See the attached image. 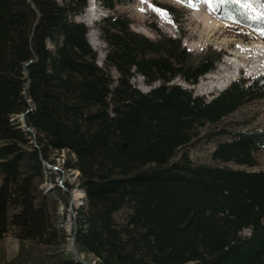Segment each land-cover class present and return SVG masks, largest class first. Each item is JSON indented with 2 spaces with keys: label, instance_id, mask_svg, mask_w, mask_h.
Returning a JSON list of instances; mask_svg holds the SVG:
<instances>
[{
  "label": "trees",
  "instance_id": "trees-1",
  "mask_svg": "<svg viewBox=\"0 0 264 264\" xmlns=\"http://www.w3.org/2000/svg\"><path fill=\"white\" fill-rule=\"evenodd\" d=\"M101 1L111 11L132 2ZM157 4L183 21L177 7ZM87 5L0 0V239L14 229L20 241L66 243L54 220L61 195L40 185L52 152L68 151L74 159L65 165L78 172L85 197L73 241L96 264H264V169L228 165L256 166L264 129H223L229 137L214 149V164L183 150L201 127L264 98V73L241 75L210 99L195 94L175 79L197 84L222 52L189 51L179 25L176 37L155 27L151 39L114 12L96 23L107 48L99 64L89 27L76 20ZM216 10L264 27L238 5ZM137 74L148 91L132 82ZM56 254L58 262L46 254L32 264H87Z\"/></svg>",
  "mask_w": 264,
  "mask_h": 264
},
{
  "label": "rangeland",
  "instance_id": "rangeland-1",
  "mask_svg": "<svg viewBox=\"0 0 264 264\" xmlns=\"http://www.w3.org/2000/svg\"><path fill=\"white\" fill-rule=\"evenodd\" d=\"M158 1L163 3L170 2V0ZM88 5L90 7V0ZM149 5H153L155 9H158L153 0H147V2L144 3H142L141 0H134L133 3L128 5L118 4L112 11H109L103 6V4H100V9L105 14L114 12L113 14L115 15H125L129 17L132 22L131 27L138 32L149 36L151 39L157 37L156 28L162 30L168 35L176 36L178 33L175 29V25L169 21L170 19L162 14H157V11ZM204 6L205 8H208L206 5ZM183 8H186V6H183ZM141 9H143V11H141ZM93 10L96 14L94 7ZM205 13L206 12L202 7L198 8L196 5H192L191 8H186V16L184 17V20L180 22V26L185 32L183 42L193 53L201 55L210 47L223 50L225 53L222 61L217 65L216 70L203 76L196 85H190L193 87L191 89L195 94L204 95L206 98L210 99L221 91V89H209L206 86V84H210L212 79L211 75L217 72L220 64L227 66L228 72L234 75L233 79L240 77L242 74H246V76L256 75L264 70V35H254V33H251L247 28L235 26L228 20L226 21L212 15V20H219L218 30H213L212 27H207L203 21L202 17L203 15H206ZM88 14L89 12L85 8L84 12L76 17V20L87 23L90 19ZM100 15V11H98L96 19L92 21V19L95 18L92 16L93 18L91 19V22L87 23L90 30L95 29V31H97L95 24L104 17V15ZM200 15L202 16L200 17ZM93 32L94 31H92L88 37L96 42V47H94V49L100 56L101 52L106 53L105 49L107 48L105 47V42L98 37V32L96 35ZM254 42H259L261 44V50L258 51L257 57L255 55L251 61L243 62L240 55L244 53L241 48L243 46H250ZM257 58L262 61L263 66L256 70L252 61ZM103 60L104 59H99V64H103ZM113 73L115 74L116 72L113 70ZM140 76L141 75L138 74L134 76L132 82L141 90H148L149 86L145 84L144 78ZM175 82H180L181 84L188 86L184 81L179 80L178 78L175 79ZM261 128L264 129V98L246 103L218 123L208 124L201 127L194 142L183 150L189 152L191 159L195 163L214 164L212 159L214 149L218 142L227 140L229 137V134L220 133L223 129L226 131H233L236 129L253 130ZM256 158L258 164L254 167L237 165L234 162H229L228 165L232 167L246 168L248 170L264 169V152H258ZM50 159L52 161L50 160L49 163H46L49 170L45 173V179L40 185V190L43 194L45 193L53 197H58V192L61 195L58 210L56 214H54V220L56 221L58 228L61 226L64 227V230L68 235L66 243L60 248H54L53 246L43 245L30 240L20 241L14 236L16 231L10 229L9 232L0 239V264H32L34 260L38 263L41 255L45 256L46 254H51L53 260H55L52 263H55L60 260L61 256V254H56L57 251L59 253L64 252L74 257L80 255L90 264H96L95 257L92 254L81 253L75 247L73 241V231L75 222L77 221L76 209L80 207L85 200V197H83V190L78 183V172L65 165L67 160L74 159V155L68 151H57L55 153L52 152ZM51 174L54 176L53 179H51ZM57 187L60 189L57 190ZM52 190H54V192H52ZM76 192L82 193V197L75 199L74 194ZM125 214V210L117 213V220H122ZM244 233L248 234L249 230H245ZM23 260L24 263L22 262Z\"/></svg>",
  "mask_w": 264,
  "mask_h": 264
},
{
  "label": "bare ground",
  "instance_id": "bare-ground-1",
  "mask_svg": "<svg viewBox=\"0 0 264 264\" xmlns=\"http://www.w3.org/2000/svg\"><path fill=\"white\" fill-rule=\"evenodd\" d=\"M204 5H205V3L201 2L198 6L202 7V9H204L205 12H206L205 13L206 15H203V17H202L203 21L205 22V25H207V27H212L213 30H218V26H219V22L218 21L219 20L218 21L212 20V17H213L212 16V12L210 11L209 8H205ZM87 11L89 12L88 15L90 17V19L87 21V23H90L91 19L93 18L92 16H95L96 14L94 13L93 7L92 8L88 7ZM201 16L202 15H200V17ZM89 41L94 47H96V42L93 39L89 38ZM261 48H262V46H261V44L259 42H254L250 46H243L241 49H242L244 54L240 55L242 61L243 62L251 61L252 58L255 55L257 57L258 51L261 50ZM104 57H105V53L101 52L99 59L102 60V59H104ZM252 62L254 63L253 65L255 66L256 70L260 69L263 66L262 61L260 59L258 60V58L256 60L252 61ZM233 76L234 75L232 73L228 72V69H227L226 65L220 64L219 65V69L217 70V72L215 74L211 75L212 79H211L210 84H206V86L209 89L211 88V89H218V90L221 89L222 90V89H224L226 86H228L231 83V80L234 78ZM190 85H193V84H188L187 88H193ZM74 195H75L74 198L78 199V198L82 197L83 194L80 193V192H76Z\"/></svg>",
  "mask_w": 264,
  "mask_h": 264
},
{
  "label": "snow or ice",
  "instance_id": "snow-or-ice-1",
  "mask_svg": "<svg viewBox=\"0 0 264 264\" xmlns=\"http://www.w3.org/2000/svg\"><path fill=\"white\" fill-rule=\"evenodd\" d=\"M142 3L147 0H141ZM204 3L208 4L213 10L218 9L221 6H239L240 9L244 10L245 18L255 19L257 21L264 22V0H203ZM155 9L153 5H149ZM143 11V9H141ZM231 18V17H229ZM261 35H264V30L261 31Z\"/></svg>",
  "mask_w": 264,
  "mask_h": 264
}]
</instances>
